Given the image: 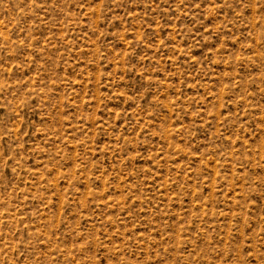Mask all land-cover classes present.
Instances as JSON below:
<instances>
[{
  "label": "rangeland",
  "instance_id": "rangeland-1",
  "mask_svg": "<svg viewBox=\"0 0 264 264\" xmlns=\"http://www.w3.org/2000/svg\"><path fill=\"white\" fill-rule=\"evenodd\" d=\"M0 264H264V0H0Z\"/></svg>",
  "mask_w": 264,
  "mask_h": 264
}]
</instances>
